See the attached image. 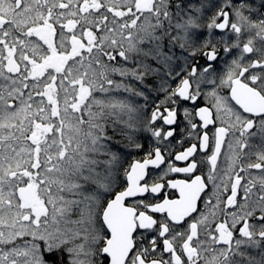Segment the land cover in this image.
Segmentation results:
<instances>
[{
    "label": "snow or ice",
    "instance_id": "6c2138e0",
    "mask_svg": "<svg viewBox=\"0 0 264 264\" xmlns=\"http://www.w3.org/2000/svg\"><path fill=\"white\" fill-rule=\"evenodd\" d=\"M0 264H264V0H0Z\"/></svg>",
    "mask_w": 264,
    "mask_h": 264
}]
</instances>
